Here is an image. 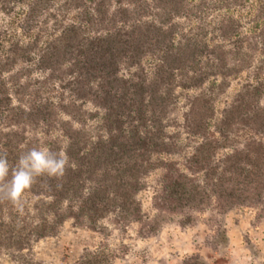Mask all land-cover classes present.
<instances>
[{
	"label": "trees",
	"instance_id": "1",
	"mask_svg": "<svg viewBox=\"0 0 264 264\" xmlns=\"http://www.w3.org/2000/svg\"><path fill=\"white\" fill-rule=\"evenodd\" d=\"M52 1L0 0L5 13L24 4L18 28L22 34L35 30L31 39H14L0 52V150L14 164L22 150L39 146L25 128L46 136L56 128L62 146L57 138L43 145L66 150L71 166L62 179L41 177L26 191L36 197L29 223L13 204L0 203V248L21 251L31 236L54 235L66 219L94 230L108 214L115 222L136 223L139 236L153 234L156 225L135 196L156 168L161 171L151 205L165 217L178 216L181 227L192 225L195 213L223 214L236 206L258 207L256 220L264 217V4L243 32L231 10L245 0H61L57 15L42 17ZM34 71L42 74L37 86ZM242 71L253 81L240 85L211 130L212 99L202 91L186 98L182 128L200 140L180 162L162 158L181 151L176 135L165 131L174 89L200 88L218 77L222 90ZM53 84L55 102L43 92ZM86 103L99 115L85 111ZM97 115L91 133L85 121ZM240 129L249 136L214 159ZM114 257L85 251L71 264H110Z\"/></svg>",
	"mask_w": 264,
	"mask_h": 264
},
{
	"label": "rangeland",
	"instance_id": "2",
	"mask_svg": "<svg viewBox=\"0 0 264 264\" xmlns=\"http://www.w3.org/2000/svg\"><path fill=\"white\" fill-rule=\"evenodd\" d=\"M245 1L244 7L232 9L231 13L239 21L241 30L248 32L253 25L251 21L253 13L260 4H264V0ZM51 4L52 6L44 11L42 17L49 11L57 15L56 8L60 7L61 0H53ZM23 10L24 4L14 5L9 13L0 9V52L8 42L14 39H19L24 43L32 38L35 30L22 34L18 28ZM73 14L74 11H68L65 20L69 21ZM49 24L50 21L47 25ZM43 40L42 34L40 42ZM143 65L148 69L149 61L144 60ZM17 68L18 66H15L13 71ZM122 72L126 73V71ZM250 74L242 71L235 76L228 77L226 86L222 90L217 87L218 77L208 79L200 88L189 90L175 88L174 103L165 119L167 123L165 131L176 135L174 139L181 147V151L179 154L162 156V158L180 162L182 156L189 154L200 140L197 136L186 134L182 128V114L188 105L187 97L197 95L202 91L212 99L213 117L207 123L211 130L213 122L219 117L220 110L230 101L240 85L245 81H253ZM30 77L37 86L39 82L36 80L41 79L42 74L34 71ZM262 77L263 75L260 76ZM58 91L56 84L43 88L44 94L53 102L58 100ZM259 103H264V91ZM83 108L89 113L97 111L99 115V109L89 103H86ZM98 115L86 118L85 128L91 133L95 131L93 129ZM60 119L65 120L67 117L61 114ZM73 125L76 126V124ZM25 130L27 137L34 134L40 147H45L43 144L46 139L48 141V139L57 138L60 146L65 140L56 128L51 129L48 136L38 128L35 130L25 128ZM248 136L249 133L242 129L235 134H230L226 147L218 148L213 158H220L222 154L231 149L232 145H239ZM160 171L158 168L150 170L142 178V187L135 196L140 203V210L144 217L156 225L153 234L139 236L136 232V223L115 222L111 214L98 219L94 230L84 226H74L70 219H66L58 226L54 235L37 240L31 236L28 247L21 251L1 247L0 264H27L30 261L40 264H71L78 260L85 251L113 253L115 257L110 260V264H182L183 261H194L193 264H264V217L256 220L254 213L258 207L236 206L223 214L206 210L202 213H195L196 220L192 225L181 227L177 223L178 216L165 217L157 213L151 205V196L158 187ZM35 200L36 197L32 194L28 192L23 194V208L14 205L19 219L24 217L26 223L30 222L32 204ZM46 218L50 219L49 216ZM35 222L36 219L32 220V223ZM20 225L24 226V222Z\"/></svg>",
	"mask_w": 264,
	"mask_h": 264
},
{
	"label": "clouds",
	"instance_id": "3",
	"mask_svg": "<svg viewBox=\"0 0 264 264\" xmlns=\"http://www.w3.org/2000/svg\"><path fill=\"white\" fill-rule=\"evenodd\" d=\"M70 166L66 150L33 146L22 150L14 164L7 150H0V203L9 202L22 209L23 194L41 177L60 180Z\"/></svg>",
	"mask_w": 264,
	"mask_h": 264
}]
</instances>
